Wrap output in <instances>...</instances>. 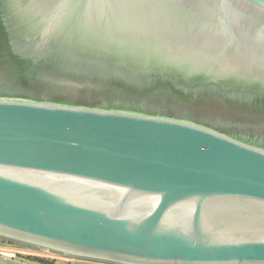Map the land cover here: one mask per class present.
Here are the masks:
<instances>
[{"label": "water", "instance_id": "95a60500", "mask_svg": "<svg viewBox=\"0 0 264 264\" xmlns=\"http://www.w3.org/2000/svg\"><path fill=\"white\" fill-rule=\"evenodd\" d=\"M1 2L41 72L150 88L79 105L0 92V236L119 264H264V128L172 108L264 102L151 88L264 93V0Z\"/></svg>", "mask_w": 264, "mask_h": 264}, {"label": "trees", "instance_id": "16d2710c", "mask_svg": "<svg viewBox=\"0 0 264 264\" xmlns=\"http://www.w3.org/2000/svg\"><path fill=\"white\" fill-rule=\"evenodd\" d=\"M1 3H0V92L3 94L11 95V96H19L24 98H38L40 100H46V101H54V102H60L64 103L65 100L56 99L51 96H45V98L39 97V94H34L32 90V75H36L38 77H48L51 80L55 81L57 84L68 82L71 80V83H78L82 86H85L87 88H92L93 90L101 93H127V89H133V91H138L142 89H149L150 86H134L130 82L126 81H120V80H108V79H102L99 82H90V81H82L81 79L74 78L68 76V74H59L55 71L49 72V71H42L40 69V63L37 59H32L30 57H27L16 50H14L10 37V32L8 30V26L5 23L4 13L1 9ZM10 38V39H9ZM41 72V73H40ZM40 73V74H39ZM53 73V74H52ZM74 76V75H73ZM78 77V76H77ZM155 79V78H154ZM153 81H156L153 83L152 87L153 89L159 88L162 92L172 93L179 96H194L195 94L201 95V94H209L212 93L213 95H216L219 100L225 101H232V98L234 96H230L226 93H224L220 88L215 86H199L200 88L197 89H184L181 86L175 85L171 82V80L168 79H156ZM32 86V87H31ZM31 87V88H30ZM35 93H37L35 91ZM262 100L264 102V97H257L255 101ZM67 103V102H66ZM70 104H83L82 102H76ZM92 106V105H90ZM115 106H108L106 108H113ZM135 108V107H134ZM136 110V109H131ZM141 111V110H138Z\"/></svg>", "mask_w": 264, "mask_h": 264}, {"label": "rangeland", "instance_id": "374dc122", "mask_svg": "<svg viewBox=\"0 0 264 264\" xmlns=\"http://www.w3.org/2000/svg\"><path fill=\"white\" fill-rule=\"evenodd\" d=\"M32 88H34L33 93L44 95V96H51L55 98H61L68 100L70 102H82L85 103H92L98 100H101L114 92L110 93H101L95 91V93L91 96V98L81 95L76 92H60L56 90L49 89L37 82H35L33 75H32ZM30 87V88H31ZM35 91L37 93H35ZM79 105V104H77ZM177 111H201V112H222L227 114H232L237 116L239 119L243 120L244 122L248 123L249 125L256 127V128H264V107L263 108H243L231 105H219V104H194V105H184V106H175L172 107Z\"/></svg>", "mask_w": 264, "mask_h": 264}, {"label": "crops", "instance_id": "0c3cea01", "mask_svg": "<svg viewBox=\"0 0 264 264\" xmlns=\"http://www.w3.org/2000/svg\"><path fill=\"white\" fill-rule=\"evenodd\" d=\"M119 264L87 257H74L29 243L0 236V264Z\"/></svg>", "mask_w": 264, "mask_h": 264}, {"label": "flooded vegetation", "instance_id": "af4514ba", "mask_svg": "<svg viewBox=\"0 0 264 264\" xmlns=\"http://www.w3.org/2000/svg\"><path fill=\"white\" fill-rule=\"evenodd\" d=\"M0 3H1L2 9H3V5H2L1 0H0ZM4 18H5L6 24L8 26L9 24H8V21H7V17L5 15V12H4ZM223 92L226 93V94H228V95H230V96H234V97H240L242 95H244L245 97L246 96H249V97H256V96H258V97H264V93H252L251 91H248V90H238V91H232V92L223 91Z\"/></svg>", "mask_w": 264, "mask_h": 264}, {"label": "built area", "instance_id": "2783aa9c", "mask_svg": "<svg viewBox=\"0 0 264 264\" xmlns=\"http://www.w3.org/2000/svg\"><path fill=\"white\" fill-rule=\"evenodd\" d=\"M64 264H71V260H67Z\"/></svg>", "mask_w": 264, "mask_h": 264}]
</instances>
